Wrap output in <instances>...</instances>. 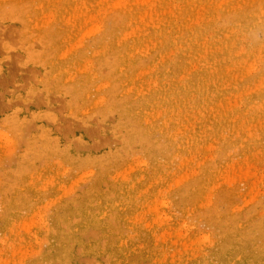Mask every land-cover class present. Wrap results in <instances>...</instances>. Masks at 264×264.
Wrapping results in <instances>:
<instances>
[{"label": "rangeland", "instance_id": "374dc122", "mask_svg": "<svg viewBox=\"0 0 264 264\" xmlns=\"http://www.w3.org/2000/svg\"><path fill=\"white\" fill-rule=\"evenodd\" d=\"M0 264H264V0H0Z\"/></svg>", "mask_w": 264, "mask_h": 264}]
</instances>
